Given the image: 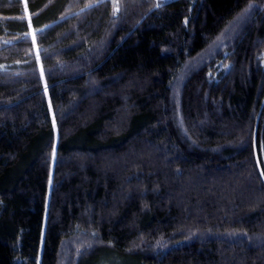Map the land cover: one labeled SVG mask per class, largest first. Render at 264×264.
Listing matches in <instances>:
<instances>
[{"label":"trees","instance_id":"1","mask_svg":"<svg viewBox=\"0 0 264 264\" xmlns=\"http://www.w3.org/2000/svg\"><path fill=\"white\" fill-rule=\"evenodd\" d=\"M0 264H264V0H0Z\"/></svg>","mask_w":264,"mask_h":264}]
</instances>
